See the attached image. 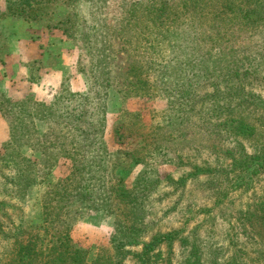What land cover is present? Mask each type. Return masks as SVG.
Here are the masks:
<instances>
[{
	"label": "rangeland",
	"instance_id": "obj_1",
	"mask_svg": "<svg viewBox=\"0 0 264 264\" xmlns=\"http://www.w3.org/2000/svg\"><path fill=\"white\" fill-rule=\"evenodd\" d=\"M68 235L264 264V0H0V264Z\"/></svg>",
	"mask_w": 264,
	"mask_h": 264
},
{
	"label": "trees",
	"instance_id": "obj_2",
	"mask_svg": "<svg viewBox=\"0 0 264 264\" xmlns=\"http://www.w3.org/2000/svg\"><path fill=\"white\" fill-rule=\"evenodd\" d=\"M61 245L66 247H62ZM61 245H57L56 249L59 252L51 253L50 249L48 251H42L40 253H37L35 251H32L31 245H26L24 243H21V249H20V258H19V264H83L84 259L79 256V253L81 251L79 249L73 250V246L71 245V238L68 235L63 238V242H61ZM63 249L61 251L60 249ZM57 254L58 256L53 258V256Z\"/></svg>",
	"mask_w": 264,
	"mask_h": 264
}]
</instances>
